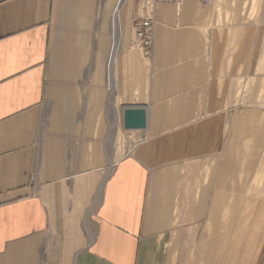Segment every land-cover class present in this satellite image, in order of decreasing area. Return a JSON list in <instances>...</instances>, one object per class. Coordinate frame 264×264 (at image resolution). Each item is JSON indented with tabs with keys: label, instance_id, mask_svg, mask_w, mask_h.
I'll list each match as a JSON object with an SVG mask.
<instances>
[{
	"label": "crops",
	"instance_id": "1",
	"mask_svg": "<svg viewBox=\"0 0 264 264\" xmlns=\"http://www.w3.org/2000/svg\"><path fill=\"white\" fill-rule=\"evenodd\" d=\"M0 264H264V0H0Z\"/></svg>",
	"mask_w": 264,
	"mask_h": 264
},
{
	"label": "built area",
	"instance_id": "2",
	"mask_svg": "<svg viewBox=\"0 0 264 264\" xmlns=\"http://www.w3.org/2000/svg\"><path fill=\"white\" fill-rule=\"evenodd\" d=\"M161 2L179 5L181 3V0H146V3L150 8H153L157 3H161ZM203 2L207 3L209 2V0H203ZM116 9H115V12H116ZM152 22H153L152 19H144L141 21H137L135 23L136 37H137V43L135 46L137 49L140 48L147 55H150L151 53H147L145 49H148L150 52H152L153 46H154V33L152 29ZM113 23H114V16H113ZM113 50H114V46H113L112 53H111V56L109 58L108 65H107L108 87H109L110 81L113 80V75H114L113 74V61H112Z\"/></svg>",
	"mask_w": 264,
	"mask_h": 264
},
{
	"label": "rangeland",
	"instance_id": "3",
	"mask_svg": "<svg viewBox=\"0 0 264 264\" xmlns=\"http://www.w3.org/2000/svg\"><path fill=\"white\" fill-rule=\"evenodd\" d=\"M138 51L144 56V57H150L152 52H150L148 49H145V51L147 53H151L150 55H147L146 53H144L140 48H138ZM108 86V84H107ZM109 88V87H108ZM110 90V89H109ZM139 130V129H137ZM117 132V131H116ZM136 132H130V131H121V134L118 135L115 139H114V143H115V148L117 149V153H119L118 155L115 156L114 160L116 163V161L119 159L120 156H125L126 154H128L138 143V141L140 140L139 136L135 135ZM261 176H258V179H260Z\"/></svg>",
	"mask_w": 264,
	"mask_h": 264
},
{
	"label": "water",
	"instance_id": "4",
	"mask_svg": "<svg viewBox=\"0 0 264 264\" xmlns=\"http://www.w3.org/2000/svg\"><path fill=\"white\" fill-rule=\"evenodd\" d=\"M123 123L126 129H144L146 127V110L142 107H129L124 110Z\"/></svg>",
	"mask_w": 264,
	"mask_h": 264
}]
</instances>
